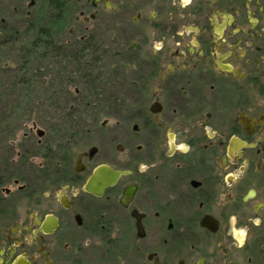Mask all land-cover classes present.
<instances>
[{
    "label": "flooded vegetation",
    "instance_id": "1",
    "mask_svg": "<svg viewBox=\"0 0 264 264\" xmlns=\"http://www.w3.org/2000/svg\"><path fill=\"white\" fill-rule=\"evenodd\" d=\"M46 2L119 35L103 101L132 118L119 155L0 171V264H264V0ZM101 166L128 173L96 196Z\"/></svg>",
    "mask_w": 264,
    "mask_h": 264
},
{
    "label": "rangeland",
    "instance_id": "2",
    "mask_svg": "<svg viewBox=\"0 0 264 264\" xmlns=\"http://www.w3.org/2000/svg\"><path fill=\"white\" fill-rule=\"evenodd\" d=\"M31 2L32 0H0V40L4 42L5 37L11 38V34L16 32L20 33L23 39L22 41L13 39L7 47L0 45L1 67L7 70L18 66L22 55L26 54V47L30 46V41L40 35L38 32L41 27H47L57 42L66 45L67 42L79 39L82 35V33L73 36L69 34V29L75 24V15H79V12L73 11V4L70 8H66L63 19L57 21L55 10L47 8L46 0H36L33 7H30ZM107 17L110 19V16ZM81 22L85 24L82 19ZM96 25L98 29L88 35L94 34L104 43L117 47L120 42L119 35L105 33L106 26L101 20L90 24L92 29L94 26L96 28ZM40 37L45 36L40 35ZM113 64L109 71L107 68L102 69L106 76L100 84H97L95 87L97 92L92 93L88 100L80 98L83 95L81 93H87L86 86L82 82H72L71 85L62 83L58 88H47V82H51L59 68L52 70L50 64L44 62L41 64L42 71L53 72L44 80L43 84L46 86L44 89L40 86L28 92L29 96L20 97L17 103L12 99L11 94L6 92L12 72L5 73L0 70V171H12L17 174H22L24 171L30 179L40 180L38 178L41 171L40 164L46 159L45 150L43 151L38 145L40 140L43 145L47 144L54 150L57 158L66 157L68 153L70 157H76L81 152H88L92 147H99L104 152L111 151L112 157L119 155L116 145L124 143L126 131L122 129L127 128L132 115L124 111L110 112L108 103L103 101L105 99L108 101L111 94L118 95L120 90L118 80L115 81L110 75ZM105 65L107 67V63ZM49 95L57 96L58 103L55 101L54 105L48 100ZM43 109L49 110L50 113L44 111L45 115H42ZM71 109L74 112H70ZM104 122H108L107 125H103ZM39 130L44 131V138L38 136ZM104 135H106L105 139H103ZM113 137L117 138L114 144Z\"/></svg>",
    "mask_w": 264,
    "mask_h": 264
},
{
    "label": "trees",
    "instance_id": "3",
    "mask_svg": "<svg viewBox=\"0 0 264 264\" xmlns=\"http://www.w3.org/2000/svg\"><path fill=\"white\" fill-rule=\"evenodd\" d=\"M57 21H61L62 18H57ZM55 20V22H57ZM47 27H41L38 34L44 35L45 37L41 38L40 35L36 36L32 41H30V46L26 47V54L22 55L21 60L18 66L15 69H6L1 67L2 72L8 71L12 72V78L10 84L7 88L8 93H10L12 99L18 103L20 97L29 96L28 92H32L38 87L43 88L44 80L47 75H51L53 72H43L41 64L47 62L49 67L59 68L56 75L51 82H47V88L53 89L58 88V86L65 83L66 85L73 82H82L85 84L87 93L80 96L81 100H88L91 94L97 92V84L102 82V79L106 76L103 70L107 68L109 71L111 65L113 64L112 60H106L104 49L102 47L103 40L96 35H88L85 39H74L68 44L59 43L54 38L55 36L49 31ZM20 33L16 32L11 34V38H4V42L0 40V45L7 47L10 45L11 41L14 39L16 41H22ZM107 63V67L106 64ZM44 65H42L43 67ZM44 68L49 69L44 66ZM103 69V70H102ZM102 70V71H101ZM118 64L117 62L113 64V69L110 70V75L112 77L118 74ZM113 79V78H112ZM63 81V82H61ZM67 89V88H66ZM88 94V97H87ZM8 97V96H7ZM54 105L55 101L57 102V96L49 95L47 97ZM80 100V101H81ZM83 103V101H81ZM44 111L50 113L49 110L43 109ZM70 112H74L71 109ZM72 115V113H69ZM74 114V113H73ZM51 124V123H50ZM44 151V150H43ZM51 158L50 161L57 162L66 161L70 157V154L66 157L57 158L54 150L49 149L44 151Z\"/></svg>",
    "mask_w": 264,
    "mask_h": 264
},
{
    "label": "water",
    "instance_id": "4",
    "mask_svg": "<svg viewBox=\"0 0 264 264\" xmlns=\"http://www.w3.org/2000/svg\"><path fill=\"white\" fill-rule=\"evenodd\" d=\"M102 0H94V4H97L98 2H101ZM106 7L110 8L109 4L106 3ZM94 17V15L92 16ZM107 122H104L103 124H106ZM44 131L39 130L38 136L42 138L44 136ZM96 152L95 148H92L90 151L91 156H93ZM128 172H121V171H115L111 169L108 166H101L99 167L94 175L91 177L89 182L85 185V190L89 193H92L96 196L103 195L105 189L107 187L114 186L119 178L124 174ZM134 193V189L130 188L126 192V201L131 198V196ZM128 198V199H127Z\"/></svg>",
    "mask_w": 264,
    "mask_h": 264
}]
</instances>
